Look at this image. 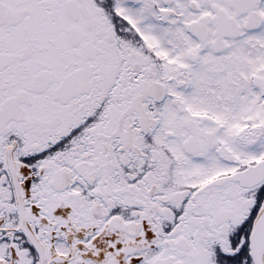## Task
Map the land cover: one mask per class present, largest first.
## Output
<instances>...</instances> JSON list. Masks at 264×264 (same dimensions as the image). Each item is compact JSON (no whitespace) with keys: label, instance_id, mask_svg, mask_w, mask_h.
Returning <instances> with one entry per match:
<instances>
[{"label":"snow or ice","instance_id":"1","mask_svg":"<svg viewBox=\"0 0 264 264\" xmlns=\"http://www.w3.org/2000/svg\"><path fill=\"white\" fill-rule=\"evenodd\" d=\"M0 264H264V0H0Z\"/></svg>","mask_w":264,"mask_h":264}]
</instances>
